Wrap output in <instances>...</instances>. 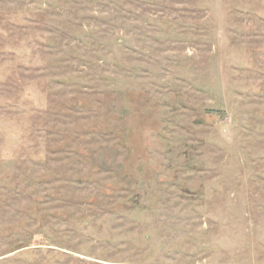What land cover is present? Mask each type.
Returning <instances> with one entry per match:
<instances>
[{
    "label": "rangeland",
    "instance_id": "obj_1",
    "mask_svg": "<svg viewBox=\"0 0 264 264\" xmlns=\"http://www.w3.org/2000/svg\"><path fill=\"white\" fill-rule=\"evenodd\" d=\"M0 264H264V0H0Z\"/></svg>",
    "mask_w": 264,
    "mask_h": 264
}]
</instances>
